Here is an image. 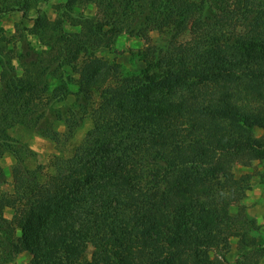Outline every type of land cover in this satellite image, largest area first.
Masks as SVG:
<instances>
[{"label": "trees", "instance_id": "16d2710c", "mask_svg": "<svg viewBox=\"0 0 264 264\" xmlns=\"http://www.w3.org/2000/svg\"><path fill=\"white\" fill-rule=\"evenodd\" d=\"M17 3L27 17L30 0ZM89 3L97 13L73 19ZM64 9L56 20L40 12L30 28L43 67L0 89V159L10 151L17 161L0 223L20 232L14 252L28 251V264H227L211 250L229 234L256 244L233 231L230 206L237 190L246 196L233 165L264 159V137L248 129H264V0H67ZM152 29L167 44L140 51L139 71L97 54L123 32L147 40ZM69 94L79 108L55 112L68 127L60 133L51 111ZM80 113L91 121L82 143L54 155L48 174L23 171L10 128L34 119L60 149ZM253 250L264 254L243 257Z\"/></svg>", "mask_w": 264, "mask_h": 264}, {"label": "rangeland", "instance_id": "374dc122", "mask_svg": "<svg viewBox=\"0 0 264 264\" xmlns=\"http://www.w3.org/2000/svg\"><path fill=\"white\" fill-rule=\"evenodd\" d=\"M19 0H0V9L10 10L0 14V89L5 91L10 79L14 77H24L29 74H36V65L40 67L41 61L47 59L42 55L43 45L40 39L31 33L30 28L33 26L34 19L40 12L47 15L50 20H56L63 16L64 4L67 0H30L31 7L28 16L25 17L18 8ZM15 9V10H12ZM98 11L95 3L77 4L73 11V19L80 16H94ZM67 20V19H66ZM64 27L68 31H77L78 28L70 24L69 21L64 23ZM139 27V22H137ZM167 33H162L158 29H152L149 33V39L123 32L111 47H101L97 50V54L109 59H115L122 63L125 69L130 71H139L145 64L140 59L139 53L147 46L165 48L168 39ZM185 34L183 38H188ZM43 67V64H41ZM69 72L71 69L69 68ZM57 83L51 80L52 88ZM49 88V89H51ZM71 91H76V86H70ZM76 96L69 94L67 98L57 103L52 108L51 116H53V127L60 133L68 132V127L63 119L55 117V112L61 110L66 112L72 105L76 104V110L80 101L76 102ZM244 101V100H241ZM81 108V107H80ZM76 127L71 134L69 140H63L60 149L57 143L49 136L44 135L35 126L34 119L28 123H17L16 126L10 128L11 137L17 140V149H19L23 159V171L34 172L39 165L44 168L43 173L48 174L52 170L51 160L54 155L61 154L64 158L68 157L73 149L79 146L91 127L90 119L80 113L76 116ZM249 131L254 137L263 138L264 129L258 125H249ZM17 165L15 155L7 151L0 159V194H8L10 197L15 196V187L13 173ZM235 177L241 179L239 184L243 188L245 195L242 199H238L239 193L234 196V201L230 206V214L236 218V225L233 231L244 233L248 240L255 241L245 247L241 244V237L236 234H229L227 242H220L218 246L212 248L211 256L213 258H223L227 264H264V254L259 255L257 250L250 252L249 256L243 257V249H264V159L255 160L252 164H244L236 162L233 165ZM39 176L46 178L44 175ZM14 209L5 207L1 212L8 220H11ZM6 218V217H5ZM11 231L7 224L0 223V264H28L31 254L28 251L16 253L11 246V241L15 236H19L20 232L6 233ZM5 235H4V234ZM261 244L262 246H260ZM94 247L89 246L86 252L87 260H90Z\"/></svg>", "mask_w": 264, "mask_h": 264}, {"label": "crops", "instance_id": "0c3cea01", "mask_svg": "<svg viewBox=\"0 0 264 264\" xmlns=\"http://www.w3.org/2000/svg\"><path fill=\"white\" fill-rule=\"evenodd\" d=\"M6 218H8V217H10V216H8V214L5 216ZM12 217H13V213H12V216H11V218L10 219H12Z\"/></svg>", "mask_w": 264, "mask_h": 264}]
</instances>
